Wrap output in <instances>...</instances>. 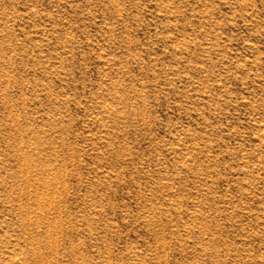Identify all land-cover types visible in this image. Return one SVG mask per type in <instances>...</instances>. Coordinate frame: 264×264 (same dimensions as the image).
I'll return each mask as SVG.
<instances>
[{
	"label": "rangeland",
	"instance_id": "rangeland-1",
	"mask_svg": "<svg viewBox=\"0 0 264 264\" xmlns=\"http://www.w3.org/2000/svg\"><path fill=\"white\" fill-rule=\"evenodd\" d=\"M0 264H264V0H0Z\"/></svg>",
	"mask_w": 264,
	"mask_h": 264
}]
</instances>
